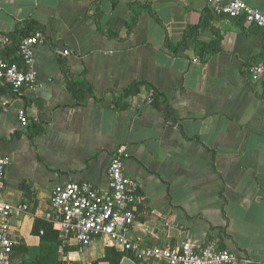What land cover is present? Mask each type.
Segmentation results:
<instances>
[{
  "label": "crops",
  "instance_id": "1",
  "mask_svg": "<svg viewBox=\"0 0 264 264\" xmlns=\"http://www.w3.org/2000/svg\"><path fill=\"white\" fill-rule=\"evenodd\" d=\"M244 1L264 11V0ZM137 3L152 13L139 9L128 32ZM209 11L205 0H0L4 34L30 22L46 34L35 48L34 84L0 87V156L11 158L2 197L27 205L9 219L13 264H110L108 249L118 264H165L137 260L101 238L59 250L53 186L105 188L120 148L125 173L140 183L130 240L178 246L215 239L235 254L232 264H264V74L253 81L248 72L264 60V31ZM187 26H199L204 43L220 35V49L200 58L190 42L172 53L166 40L181 42ZM1 56L20 63L11 41ZM62 62L93 86L81 103L66 88ZM142 82L166 96L171 115L166 99L160 108L149 103L151 87ZM134 83L127 107L114 109L113 96Z\"/></svg>",
  "mask_w": 264,
  "mask_h": 264
},
{
  "label": "built area",
  "instance_id": "2",
  "mask_svg": "<svg viewBox=\"0 0 264 264\" xmlns=\"http://www.w3.org/2000/svg\"><path fill=\"white\" fill-rule=\"evenodd\" d=\"M205 1L213 14L242 19L264 31V11L244 0ZM1 23L0 18V87L7 85L12 90H19L35 82V48L45 41L46 34L38 29L23 36L16 43L20 63H12L1 56V49L10 42ZM248 72L251 80H257L264 74V60L251 64ZM17 118L22 126L29 123L23 108L18 109ZM121 150L112 156L108 164L105 188L89 181H68L53 186L51 204L60 237L59 250L63 251L74 244L86 245L101 238L121 245L137 260H157L165 264H232L236 259L235 254L220 248L215 239H209L202 245L187 239L178 246H144L128 238L127 231L135 221L140 183L125 173ZM10 163V156H0V264H13L14 241L9 224L11 213L14 208L27 209L26 204L13 206L2 197Z\"/></svg>",
  "mask_w": 264,
  "mask_h": 264
},
{
  "label": "trees",
  "instance_id": "3",
  "mask_svg": "<svg viewBox=\"0 0 264 264\" xmlns=\"http://www.w3.org/2000/svg\"><path fill=\"white\" fill-rule=\"evenodd\" d=\"M139 6V8L137 7ZM130 7L132 8V16L130 20L127 22V31H131L133 26L137 22V16L139 13V9H146L149 13H152L151 7L149 4H130ZM209 14L211 16H214V14L209 11ZM34 25V26H32ZM37 29H41V27L38 24H34V22H30L28 26L26 27H18L14 33L11 35H8L11 42H13L15 45L16 43L26 35L31 34L30 32H34ZM200 29L199 26H187L186 29L183 32V37L181 42L173 45L168 39L166 40V46L169 50L172 51V53L177 54L180 50H182L186 45H188L190 42H193L197 53L200 58H203L206 53H214L220 49V40L221 36L215 33L214 40H212L209 43H204L197 38V32ZM61 69L64 75L65 79V85L68 91H70L76 101V103H81L86 93H92L93 86L86 80L85 78H80L78 76H74V74L63 64L61 63ZM145 85H148L151 87V95L149 97V103L155 107L160 108L161 102L166 99V96L162 93L157 91L149 82H142ZM9 87V86H8ZM137 93V85L135 83L126 88V90L120 95V96H113L111 105L116 110H123L127 107V103L123 100L125 97L131 94ZM166 107L168 109V114H172V110L170 107L167 106L168 100H165ZM38 132H41V129L37 130ZM111 249H108L106 251V259L110 261V264H118V257L110 258L109 251ZM113 250V249H112Z\"/></svg>",
  "mask_w": 264,
  "mask_h": 264
},
{
  "label": "water",
  "instance_id": "4",
  "mask_svg": "<svg viewBox=\"0 0 264 264\" xmlns=\"http://www.w3.org/2000/svg\"><path fill=\"white\" fill-rule=\"evenodd\" d=\"M58 48L60 49V51H66L67 50V48H66V46H64L63 42H59ZM166 119H167V122L169 124H171V125L175 124V122L169 116H167Z\"/></svg>",
  "mask_w": 264,
  "mask_h": 264
}]
</instances>
